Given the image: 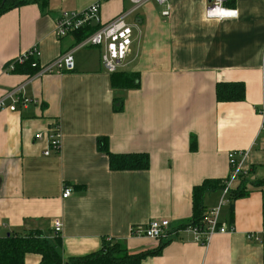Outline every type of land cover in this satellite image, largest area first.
I'll list each match as a JSON object with an SVG mask.
<instances>
[{
	"label": "crops",
	"instance_id": "crops-1",
	"mask_svg": "<svg viewBox=\"0 0 264 264\" xmlns=\"http://www.w3.org/2000/svg\"><path fill=\"white\" fill-rule=\"evenodd\" d=\"M211 1L169 0L170 15H163L166 5L152 0L131 12L132 53L115 75L102 66V49L91 46L74 52L70 72L36 76L5 65L33 46L48 64L98 26L59 39L62 12L99 4L108 23L133 9L130 0H36L0 16V97L22 87L31 100L0 111V237L37 230L52 239L59 220L64 259L97 252L108 238L130 254L154 250L160 240L131 229L161 218L188 223L194 187L227 179L229 152L246 150L233 188L248 193L220 210L235 231L204 243L184 229L139 264H264V191L254 188L264 182V0H225L238 15L223 19L207 17ZM127 74L140 78L138 88L120 85ZM222 82L243 83L245 99L218 102ZM54 123L61 150L45 155L49 144L36 134ZM106 137L111 153H147L150 168L112 170L97 149ZM65 187L73 188L67 198ZM221 197L220 189L206 192L204 207L216 208ZM249 232L262 241L249 240ZM40 262L39 254L25 257V264Z\"/></svg>",
	"mask_w": 264,
	"mask_h": 264
},
{
	"label": "built area",
	"instance_id": "built-area-1",
	"mask_svg": "<svg viewBox=\"0 0 264 264\" xmlns=\"http://www.w3.org/2000/svg\"><path fill=\"white\" fill-rule=\"evenodd\" d=\"M133 3L131 11H125L112 21L104 23L100 17V5L94 4L81 12H62L57 19L55 34L57 38H65L68 35L74 34L85 28L92 27L93 24L98 25L87 37L78 42L71 50L65 52L48 64H41V51L38 46L26 50L19 55L15 60L8 62L5 65L7 72H14L18 66L29 65L35 69L36 76H42L48 73L70 72L75 68L74 52L87 47H99L102 49L101 64L104 69L113 74L127 65V59L132 53L133 44V27L128 23L127 17L131 12L144 6L152 0H130ZM159 4L166 5V10L163 15H170L169 0H156ZM231 13H235L232 15ZM208 18H232L238 15L236 9L226 7L225 0H213L209 3L206 9ZM30 99L23 96L22 87L10 90L5 96L0 97V111L7 108L11 111L17 110L18 104L26 105ZM264 110V104L263 108ZM38 140H46L49 144L45 155H49L52 150L59 152L62 143V131L59 123H54L47 133H37ZM249 151L239 150L231 151L228 154L231 171L230 175L224 183L222 189V197L219 205L206 213L204 219V230H199L196 227H189L199 236L204 238V243H208L215 234H226L235 231L233 225L220 221V210L230 197V192L234 187L235 182L241 174V163L248 156ZM73 193V188L65 187L63 197L67 198ZM62 230V222L57 220L54 224V232L59 235ZM183 229L179 224L171 222L168 218L152 219L147 225L141 227H133L131 233L133 236L148 237L156 240L167 241L170 237L178 235ZM249 240L262 241L257 232H249L246 234ZM106 241H112L108 238Z\"/></svg>",
	"mask_w": 264,
	"mask_h": 264
},
{
	"label": "trees",
	"instance_id": "trees-1",
	"mask_svg": "<svg viewBox=\"0 0 264 264\" xmlns=\"http://www.w3.org/2000/svg\"><path fill=\"white\" fill-rule=\"evenodd\" d=\"M35 1L36 0H0V16L11 9ZM19 69L28 73L36 71L29 65L18 67L17 70ZM113 75H115V73H113ZM120 85L127 88H138L140 86V78L132 74H127L120 78ZM245 93V85L243 83L222 82L218 83L216 86L218 102L243 101L246 96ZM114 109L115 111H121L123 109V102L120 101L119 104L115 103ZM97 149L101 152H105L109 156L110 168L112 170H148L150 168V157L147 153H111L107 137L97 140ZM191 149L194 151L197 149V141L195 138L191 141ZM226 180L227 179L206 180L202 185L194 187L193 217L188 223L180 224L183 230L189 227H196L199 230H204V219L206 213L209 212L203 204L204 196L206 192L210 190H222ZM254 188L264 191V182L259 183ZM246 193H248V191L240 190V188H232L230 197L236 200L245 196ZM160 241L161 245L154 250L130 254L122 244L114 241H106V239H104L101 250L84 257L64 259L60 235L55 233L54 237L51 239L43 232L37 230L28 232L12 231L0 237V264H25L26 255L31 253L41 255L40 264H139L144 257L159 255L162 252L167 241Z\"/></svg>",
	"mask_w": 264,
	"mask_h": 264
},
{
	"label": "snow or ice",
	"instance_id": "snow-or-ice-1",
	"mask_svg": "<svg viewBox=\"0 0 264 264\" xmlns=\"http://www.w3.org/2000/svg\"><path fill=\"white\" fill-rule=\"evenodd\" d=\"M232 15H234L235 13H231Z\"/></svg>",
	"mask_w": 264,
	"mask_h": 264
},
{
	"label": "rangeland",
	"instance_id": "rangeland-1",
	"mask_svg": "<svg viewBox=\"0 0 264 264\" xmlns=\"http://www.w3.org/2000/svg\"><path fill=\"white\" fill-rule=\"evenodd\" d=\"M130 20H131V18H130ZM123 254V253H122ZM123 256V255H122Z\"/></svg>",
	"mask_w": 264,
	"mask_h": 264
}]
</instances>
